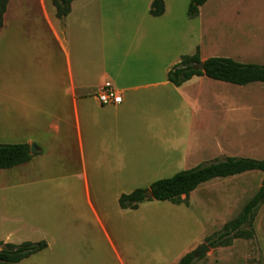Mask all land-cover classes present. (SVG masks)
Here are the masks:
<instances>
[{"label":"rangeland","instance_id":"obj_1","mask_svg":"<svg viewBox=\"0 0 264 264\" xmlns=\"http://www.w3.org/2000/svg\"><path fill=\"white\" fill-rule=\"evenodd\" d=\"M163 1L164 13H146L149 21L139 30L145 0H100L102 27L92 20L91 36L66 37L75 80L77 71L92 84L109 72L110 79L163 78L197 49L204 58L264 64V0H208L194 18L188 15L191 0ZM45 11L53 22L63 19L51 0H9L0 29V144L40 150L27 163L0 169V243L46 242L17 264H115L113 251L169 260L200 239L197 249L240 213L260 187L262 172L205 182L190 193L189 206L149 199L135 210L121 209L118 198L215 159L263 160L264 83L239 86L206 77L204 131L189 129L188 106L169 112L175 128L164 129L166 145L151 162H120L108 140L89 152L84 125L79 146L71 98L63 93L69 88L66 58ZM142 135L128 140V156L147 150L139 147ZM245 228L252 238L210 248L194 264H264V202Z\"/></svg>","mask_w":264,"mask_h":264},{"label":"crops","instance_id":"obj_2","mask_svg":"<svg viewBox=\"0 0 264 264\" xmlns=\"http://www.w3.org/2000/svg\"><path fill=\"white\" fill-rule=\"evenodd\" d=\"M152 1L145 0V12L141 16V22L137 25L139 30L142 29V25L146 21H149L146 19V13L150 15L149 9ZM101 14L100 0L73 1L69 14L61 21L53 22L50 15L46 11L44 13L53 38L66 58L69 70V88H66L63 93H68L71 98V111L77 129L79 146H82L81 129L84 125L87 151L90 152V146L93 149L99 145L104 148V144L108 140L107 147L110 149V153L120 162H131L130 158L133 161L151 162L149 159H153L159 154L158 148L166 145L162 138L164 129L169 127L173 131L175 128V118L174 121L172 118L171 121L168 120L167 115L169 112H175V109L179 111L182 105L188 106L189 129L204 131L207 90L204 83H211V81L208 79V81H205L206 76H194L181 86L176 87L167 80V76L158 78L151 75H136L132 77L112 75L113 79H110L111 73L109 72L104 74V80L100 81L99 84H92L86 78H83L84 74H79L78 71L76 73L80 76L75 80L71 71V49L66 37L71 33L91 36L94 29L92 20H96L98 27H102ZM5 15H3V18H5ZM3 26L4 23L2 24ZM149 26L150 23L147 22V27ZM200 58L201 61L206 59L201 56ZM106 81H110L121 92L123 98L121 104L101 106L98 103L95 94ZM186 88L189 89L185 91ZM175 97L177 100L179 99L177 106ZM55 128L57 129L58 126L56 125ZM134 133L143 134L140 138L141 145L139 147L147 150L140 151L139 155L130 157L128 156L126 145L128 140L132 139L131 137ZM147 154L150 155V158H148ZM156 160L161 159L156 158ZM199 243L200 239L193 240L184 252L169 260L161 254L141 252L121 253L113 251L114 253L111 254V257L115 264H177L183 255L194 250ZM107 259L110 260V258H103V260Z\"/></svg>","mask_w":264,"mask_h":264},{"label":"trees","instance_id":"obj_3","mask_svg":"<svg viewBox=\"0 0 264 264\" xmlns=\"http://www.w3.org/2000/svg\"><path fill=\"white\" fill-rule=\"evenodd\" d=\"M9 0H0V28L3 24V15ZM75 0H51L55 8V15L62 19L71 10V3ZM208 0H191L188 7V15L194 18L198 15L199 7ZM165 11L163 0H153L149 13L153 17L161 16ZM201 61L199 50L193 55L181 56L168 72L167 80L174 86H181L194 76H206L208 78L231 83L239 86L249 83H264V65L244 64L231 58L209 57L203 60L204 69L197 70L194 66ZM38 152L31 153L28 143L0 144V169H10L17 165L29 162ZM249 171H259L264 174V159L258 160L245 157H227L215 159L205 164H198L194 168L177 172L169 178H162L152 182L148 190L152 198L146 197L147 189L138 188L129 194H122L118 198L121 209L135 210L145 200L155 199L169 201L172 204L188 205V197L199 185L215 178H227ZM264 202V176L260 187L246 202L240 213L232 220L226 222L214 237H206L205 243L210 248L230 245L232 239H250L253 237L251 229L257 211ZM47 247L45 241L38 243L22 242L20 244L0 243V264H17L31 255ZM195 250L183 255L177 264H194ZM202 258V257H201ZM200 258V259H201Z\"/></svg>","mask_w":264,"mask_h":264},{"label":"built area","instance_id":"obj_4","mask_svg":"<svg viewBox=\"0 0 264 264\" xmlns=\"http://www.w3.org/2000/svg\"><path fill=\"white\" fill-rule=\"evenodd\" d=\"M95 97L101 106H115L123 101L121 92L110 81L103 83Z\"/></svg>","mask_w":264,"mask_h":264},{"label":"water","instance_id":"obj_5","mask_svg":"<svg viewBox=\"0 0 264 264\" xmlns=\"http://www.w3.org/2000/svg\"><path fill=\"white\" fill-rule=\"evenodd\" d=\"M195 69L197 70H203L204 69V64L203 61H200L199 63H197L194 66ZM38 149L36 148L35 145H30V152L34 153L36 152ZM146 197L147 198H152V193L148 190L146 192ZM210 247L207 245V243H202L196 250L194 253V257L195 258H199L201 257L203 254H205L207 251H209Z\"/></svg>","mask_w":264,"mask_h":264}]
</instances>
